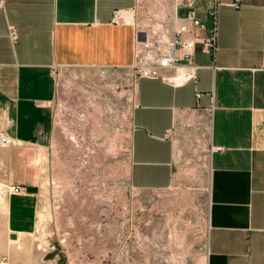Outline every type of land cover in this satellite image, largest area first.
<instances>
[{
  "label": "crops",
  "instance_id": "crops-1",
  "mask_svg": "<svg viewBox=\"0 0 264 264\" xmlns=\"http://www.w3.org/2000/svg\"><path fill=\"white\" fill-rule=\"evenodd\" d=\"M219 2L214 61L195 49L201 65L196 81L177 87L157 79L136 83L129 179L134 188L169 189L177 148L203 149L208 164L203 245L186 264H264V0H242L237 9L231 0ZM0 4L1 125L13 145L44 148L53 136L52 70L130 66L135 28L112 18L137 0ZM206 5L198 0L200 16ZM9 26L16 30L15 41ZM21 184V192L4 195L0 204L6 233L27 234L36 226L40 187ZM192 199L193 205L200 202Z\"/></svg>",
  "mask_w": 264,
  "mask_h": 264
},
{
  "label": "rangeland",
  "instance_id": "rangeland-1",
  "mask_svg": "<svg viewBox=\"0 0 264 264\" xmlns=\"http://www.w3.org/2000/svg\"><path fill=\"white\" fill-rule=\"evenodd\" d=\"M173 8V0H139L136 21L158 20ZM54 77L50 144L0 146V204L3 185L40 187L33 232L6 233L0 217V258L9 264H186L203 245L205 151L177 148L169 189L134 188L130 70L61 67ZM193 196L200 204L193 205Z\"/></svg>",
  "mask_w": 264,
  "mask_h": 264
},
{
  "label": "built area",
  "instance_id": "built-area-1",
  "mask_svg": "<svg viewBox=\"0 0 264 264\" xmlns=\"http://www.w3.org/2000/svg\"><path fill=\"white\" fill-rule=\"evenodd\" d=\"M206 1V8L200 16L198 0H173L172 11L151 22L136 21L139 0L130 10L114 12L113 23H129L135 28L133 62L127 67L134 77L135 85L140 79H157L173 87L196 81V72L201 66L194 58L197 47L214 61L217 49V8L220 2ZM241 1L231 0L229 5L237 9ZM203 18L209 20L210 25L205 24ZM9 35L13 41L16 40V30L12 26H9ZM211 67L216 68L214 62ZM200 94L196 91L195 96L199 97ZM12 144L14 140L4 131L0 121V146ZM22 189L21 184L3 185L1 193H19ZM0 264H9V261L2 257Z\"/></svg>",
  "mask_w": 264,
  "mask_h": 264
}]
</instances>
